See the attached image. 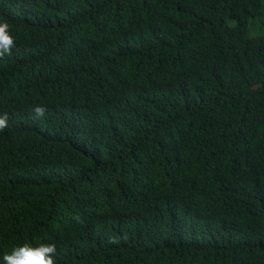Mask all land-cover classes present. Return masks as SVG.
<instances>
[{
  "label": "trees",
  "instance_id": "1",
  "mask_svg": "<svg viewBox=\"0 0 264 264\" xmlns=\"http://www.w3.org/2000/svg\"><path fill=\"white\" fill-rule=\"evenodd\" d=\"M262 16L264 0H0V257L264 264Z\"/></svg>",
  "mask_w": 264,
  "mask_h": 264
},
{
  "label": "clouds",
  "instance_id": "2",
  "mask_svg": "<svg viewBox=\"0 0 264 264\" xmlns=\"http://www.w3.org/2000/svg\"><path fill=\"white\" fill-rule=\"evenodd\" d=\"M9 25L6 20H0V48L8 52L13 44V39L7 34ZM43 108H32L34 117L40 118L43 115ZM6 120L0 118V127H4ZM56 247L54 244L41 243L29 245L27 243L14 247L10 253L0 257V264H56Z\"/></svg>",
  "mask_w": 264,
  "mask_h": 264
},
{
  "label": "rangeland",
  "instance_id": "3",
  "mask_svg": "<svg viewBox=\"0 0 264 264\" xmlns=\"http://www.w3.org/2000/svg\"><path fill=\"white\" fill-rule=\"evenodd\" d=\"M264 35V16L257 19H251L249 22V35L251 37Z\"/></svg>",
  "mask_w": 264,
  "mask_h": 264
}]
</instances>
